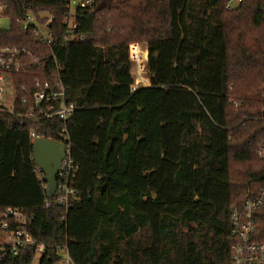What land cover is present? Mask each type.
Here are the masks:
<instances>
[{
  "label": "trees",
  "instance_id": "obj_1",
  "mask_svg": "<svg viewBox=\"0 0 264 264\" xmlns=\"http://www.w3.org/2000/svg\"><path fill=\"white\" fill-rule=\"evenodd\" d=\"M69 1L0 0L10 20L0 53L26 63L22 73L0 67L11 90L0 96V210L33 218L41 264L57 263L68 240L74 264H232L231 211L264 187V0H94L75 18L79 39L67 37ZM49 20L50 46L35 29ZM133 43L148 46L151 81L135 92ZM57 77L76 113L66 124L22 119L38 114L36 80ZM65 126L79 166L67 208L44 191L31 141H60ZM87 205L95 218L69 226L67 214ZM256 216L264 242V208ZM34 259L26 249L6 264Z\"/></svg>",
  "mask_w": 264,
  "mask_h": 264
},
{
  "label": "built area",
  "instance_id": "obj_2",
  "mask_svg": "<svg viewBox=\"0 0 264 264\" xmlns=\"http://www.w3.org/2000/svg\"><path fill=\"white\" fill-rule=\"evenodd\" d=\"M75 6L76 8L74 9ZM68 7L71 17L67 21L69 27L67 37L79 39V37L72 36L76 29L75 18L80 10L93 11L94 0H70ZM34 22V18L28 15L24 27L33 25ZM50 22L51 20L44 26L35 25L36 35L48 46L52 44V34L49 31ZM148 53V46L145 43H133L129 47L130 73L133 78L132 92L137 91L139 88L149 87L151 84ZM21 56L22 53L17 50H2L0 53L1 69L6 72L22 73L25 71L26 63L22 61ZM132 65L134 72H131ZM8 87L9 82L1 74V97L11 94V90L9 91ZM35 88L34 100L38 104V114L31 113L25 117L21 116L22 119L31 122H41L59 118L66 124L76 113V106L67 101L66 89L60 77L47 81L36 80ZM262 99L264 100V82ZM3 100L8 104L1 105L12 112L9 100ZM42 104L45 105L44 108H41ZM61 136L62 140L58 142L66 145V156L62 161L58 174V188L54 195L56 197L54 203L67 208L71 199L75 196L74 184L79 172V166L71 156V142L69 130L66 126L62 129ZM31 138L33 144L43 139L35 132H31ZM36 172L39 180L43 183L44 191L48 195V184L45 182L43 171L36 166ZM47 206H50V201L47 202ZM262 208H264V187L257 195L249 197L241 207L232 209L230 214L231 236L236 240L231 249L232 264H264V242H259L255 239L258 232L256 213ZM32 223L33 218L21 209L8 208L0 210V264H6L9 259L16 260L20 258L26 249H35V258L38 254L42 255V259L46 256L47 245L35 239L31 231ZM69 244L70 240L65 245L56 247L60 260L55 264H74L69 251Z\"/></svg>",
  "mask_w": 264,
  "mask_h": 264
},
{
  "label": "water",
  "instance_id": "obj_3",
  "mask_svg": "<svg viewBox=\"0 0 264 264\" xmlns=\"http://www.w3.org/2000/svg\"><path fill=\"white\" fill-rule=\"evenodd\" d=\"M65 156L66 145L61 142L41 139L34 144L33 159L45 175L49 198L54 197L57 192L58 174Z\"/></svg>",
  "mask_w": 264,
  "mask_h": 264
},
{
  "label": "rangeland",
  "instance_id": "obj_4",
  "mask_svg": "<svg viewBox=\"0 0 264 264\" xmlns=\"http://www.w3.org/2000/svg\"><path fill=\"white\" fill-rule=\"evenodd\" d=\"M239 5V0H233L231 3H230V7L231 9H235L237 8ZM76 8V6L74 7V9ZM73 9V10H74ZM119 17L116 16L115 17V22L119 21L118 19ZM119 23H123V22H119ZM10 28V20L8 18H6L3 14H2V11H0V30H7ZM134 72V67L132 65V68H131V72ZM103 91V90H102ZM113 92L114 91H109L108 93V96L110 97V99L112 98V95H113ZM103 96V95H102ZM99 97V96H98ZM98 99V98H97ZM101 102V101H100ZM8 104V103H7ZM92 126H95V127H98L100 128V126L102 127V124H98L97 121H92L90 123ZM102 130V129H101ZM100 131V130H99ZM103 131V130H102ZM103 133L100 131V136H99V143H103L104 139L102 137ZM70 137H72V133L69 134ZM102 153V152H101ZM100 153V155H101ZM243 172H244V169L242 167H239V166H236L234 169H233V183L235 184L236 182L239 181V179L242 177L243 175ZM239 192L238 188L235 187V190H234V193H237ZM91 208H93L91 205H87L86 209L84 212H71V213H68V225L69 226H72L71 222H74L73 226H75L76 222H77V219L78 218H83L85 217L84 215L88 216V215H93V218H95L93 212L91 211ZM75 214H78V215H75ZM97 218V217H96ZM96 222V221H95ZM96 224H98V222H96ZM75 251V249H74ZM41 259H42V255L38 254L37 257L33 260L32 264H41Z\"/></svg>",
  "mask_w": 264,
  "mask_h": 264
}]
</instances>
